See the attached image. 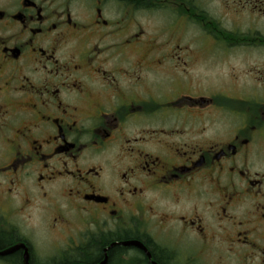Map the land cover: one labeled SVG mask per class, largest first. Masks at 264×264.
<instances>
[{
  "label": "flooded vegetation",
  "instance_id": "af4514ba",
  "mask_svg": "<svg viewBox=\"0 0 264 264\" xmlns=\"http://www.w3.org/2000/svg\"><path fill=\"white\" fill-rule=\"evenodd\" d=\"M0 264H264V0H0Z\"/></svg>",
  "mask_w": 264,
  "mask_h": 264
},
{
  "label": "water",
  "instance_id": "95a60500",
  "mask_svg": "<svg viewBox=\"0 0 264 264\" xmlns=\"http://www.w3.org/2000/svg\"><path fill=\"white\" fill-rule=\"evenodd\" d=\"M14 250H16V248H14Z\"/></svg>",
  "mask_w": 264,
  "mask_h": 264
}]
</instances>
